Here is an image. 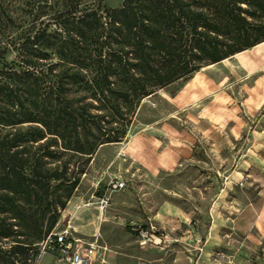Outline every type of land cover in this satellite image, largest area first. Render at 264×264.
<instances>
[{
  "label": "trees",
  "instance_id": "obj_1",
  "mask_svg": "<svg viewBox=\"0 0 264 264\" xmlns=\"http://www.w3.org/2000/svg\"><path fill=\"white\" fill-rule=\"evenodd\" d=\"M106 2L0 0V264H36L146 99L264 42V0Z\"/></svg>",
  "mask_w": 264,
  "mask_h": 264
},
{
  "label": "rangeland",
  "instance_id": "obj_2",
  "mask_svg": "<svg viewBox=\"0 0 264 264\" xmlns=\"http://www.w3.org/2000/svg\"><path fill=\"white\" fill-rule=\"evenodd\" d=\"M209 66L146 99L128 137L100 146L86 166L54 229L71 226L75 236L106 246L105 262L95 264H115L108 253L118 264H190L193 241L184 247L168 237L150 247L128 226L163 230L156 216L164 204L191 215L210 261L264 264V65L247 70L230 58ZM116 178L125 190L112 191ZM36 264L65 263L41 253Z\"/></svg>",
  "mask_w": 264,
  "mask_h": 264
},
{
  "label": "built area",
  "instance_id": "obj_3",
  "mask_svg": "<svg viewBox=\"0 0 264 264\" xmlns=\"http://www.w3.org/2000/svg\"><path fill=\"white\" fill-rule=\"evenodd\" d=\"M126 182L122 178H116L111 183L112 191H121L126 189ZM101 212L109 203L107 197L100 199ZM87 205H90L87 204ZM131 229L136 232L140 239V244L149 246H162L168 242V234L159 229L153 223L143 226L139 223L128 224ZM177 241V240H175ZM202 239H194V246L197 252L203 253ZM100 250L106 251V246H101L98 240L87 242L81 237L73 234L71 226H67L61 231H53L47 239L40 244V252L52 255L57 261L65 264H95L97 261L104 263V259H100Z\"/></svg>",
  "mask_w": 264,
  "mask_h": 264
},
{
  "label": "crops",
  "instance_id": "obj_4",
  "mask_svg": "<svg viewBox=\"0 0 264 264\" xmlns=\"http://www.w3.org/2000/svg\"><path fill=\"white\" fill-rule=\"evenodd\" d=\"M232 58H236L241 63V65L244 66V68H246L247 70H255L259 65L260 66L264 65V42L253 47V48H251V49H249V50L243 51V52L239 53L238 55H236L235 57H232ZM228 61H229V59H228ZM228 61H222L221 63L228 62ZM217 64H215V65H217ZM214 66H212V67H214ZM101 215H103V214H101ZM156 217L159 220H161L163 225H165V226H163L164 230H166L167 227L173 228V229H169L171 232L166 231V234H168V237H171V239H173L174 242L180 243L185 247L186 242L188 240L193 241L192 244L188 245V246H190L191 249L194 250V253H191V254H194V256H195V257H191V256L189 257V260L191 262L190 264H215L214 261H217V260L213 259L214 261H210L209 257L204 255V253L199 255V253L197 252V250L194 246V239L199 238V235L196 232V230L194 228H191L192 226H190V223L192 220L191 215H189L186 212H183L182 210H180L179 208H177L171 204H164L160 208V210L158 211ZM177 230H180L181 234L174 232ZM175 240H177V241H175ZM150 247L159 248L160 246H150ZM102 255L107 256V251L103 252V250H100V256H102ZM108 258L110 260H111V258H114V260H116L115 264H118L117 260L120 259V257H117L113 253H108Z\"/></svg>",
  "mask_w": 264,
  "mask_h": 264
},
{
  "label": "bare ground",
  "instance_id": "obj_5",
  "mask_svg": "<svg viewBox=\"0 0 264 264\" xmlns=\"http://www.w3.org/2000/svg\"><path fill=\"white\" fill-rule=\"evenodd\" d=\"M259 47V46H258ZM239 54V53H238ZM238 54H236V55H238ZM236 55H234L233 57H235ZM241 57V56H240ZM230 59V58H229ZM224 61H228V59H226V60H224ZM215 65V64H214ZM214 65H211V66H209V67H212V66H214ZM208 67V68H209Z\"/></svg>",
  "mask_w": 264,
  "mask_h": 264
}]
</instances>
